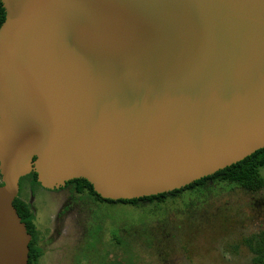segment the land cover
Segmentation results:
<instances>
[{"label": "water", "instance_id": "1", "mask_svg": "<svg viewBox=\"0 0 264 264\" xmlns=\"http://www.w3.org/2000/svg\"><path fill=\"white\" fill-rule=\"evenodd\" d=\"M0 3V264H27L31 171L130 199L264 147V0Z\"/></svg>", "mask_w": 264, "mask_h": 264}, {"label": "rangeland", "instance_id": "2", "mask_svg": "<svg viewBox=\"0 0 264 264\" xmlns=\"http://www.w3.org/2000/svg\"><path fill=\"white\" fill-rule=\"evenodd\" d=\"M19 181L18 197L31 207L41 249L35 264H101L103 249L112 242L111 225L140 224L133 236L132 229L121 232L136 246L140 264H251L242 239L264 230V187L248 193L217 182L164 203L135 207L98 203L76 194L71 185L47 189L28 176ZM67 202L74 205L61 227L55 216Z\"/></svg>", "mask_w": 264, "mask_h": 264}, {"label": "trees", "instance_id": "3", "mask_svg": "<svg viewBox=\"0 0 264 264\" xmlns=\"http://www.w3.org/2000/svg\"><path fill=\"white\" fill-rule=\"evenodd\" d=\"M4 18V10L0 3V23ZM264 167V147H261L251 154L245 156L243 159L232 163L222 169L215 171L210 175L203 176L196 179L189 184L173 189L170 191L158 193L155 195L141 196L130 199H108L100 197L92 188L90 182L85 178H73L66 182L65 186L71 185L76 194H87L94 201L100 203L109 204H129L131 206H139L142 204H158L164 203L168 199H175L179 197L184 191H196L208 189L211 185L217 182H226L229 184H235L241 187L245 192L256 193L264 187V176L261 174V168ZM28 176L30 181L39 185L36 180V173L31 171ZM20 177L19 180H21ZM1 184V181H0ZM13 205L16 208L17 213L21 217V220L25 223L27 232L31 234L28 247V261L27 264H35L37 258L41 254V249L38 247L36 241V231L33 223V213L30 205L21 200L18 195L13 200ZM110 236V248L106 246L103 249V255L100 259L101 264H140L142 257L138 254L136 246L130 239H126L121 234L122 231H126L131 234L130 229L133 230L132 236L135 233L140 232L142 224L136 226H118L111 225ZM135 229V227H137ZM139 230V231H138ZM244 246L252 254L251 264H264V230L256 233H252L242 239Z\"/></svg>", "mask_w": 264, "mask_h": 264}, {"label": "flooded vegetation", "instance_id": "4", "mask_svg": "<svg viewBox=\"0 0 264 264\" xmlns=\"http://www.w3.org/2000/svg\"><path fill=\"white\" fill-rule=\"evenodd\" d=\"M65 187V186H64ZM64 187H60V188H56V189H62ZM19 189H20V181H19ZM19 192V190H18ZM73 203L71 204V202H67L63 207H61L59 209V212L57 213V215L55 216V220H56V225H60L61 227L63 226V223L66 220V217L68 216V213L73 209ZM33 213V212H32ZM34 223V222H33ZM31 235V234H30Z\"/></svg>", "mask_w": 264, "mask_h": 264}]
</instances>
